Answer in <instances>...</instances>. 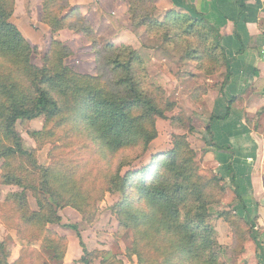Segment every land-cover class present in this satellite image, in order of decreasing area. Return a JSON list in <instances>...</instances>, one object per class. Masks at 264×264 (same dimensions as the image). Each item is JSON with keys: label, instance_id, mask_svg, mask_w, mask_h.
<instances>
[{"label": "trees", "instance_id": "16d2710c", "mask_svg": "<svg viewBox=\"0 0 264 264\" xmlns=\"http://www.w3.org/2000/svg\"><path fill=\"white\" fill-rule=\"evenodd\" d=\"M145 1L132 0L130 11L134 26L163 32L165 37L178 40H181L180 35H184L182 39L193 38L203 30L205 34L200 37V45L207 49L206 53L214 55L216 50L222 55L227 68L225 86L231 75L230 62L221 44L219 30L202 16L194 19L175 15L161 22L152 14L145 13ZM54 3L55 0H45L42 21L52 33L74 28L67 22L73 17H79L80 22L87 25L79 10H74V15L60 17L62 8L53 10ZM15 10L16 0H0V158L6 159L3 182L29 189L38 203L39 212L34 213L28 208L24 193L11 196L19 201L22 223L41 231L39 236L27 240L17 229L18 237L27 243L41 242V252L51 253L52 260L63 263L66 253L60 251V243L66 240L58 238L48 226L60 225L62 219L58 210L67 207L90 220L89 217L98 214V204L92 205L94 199L89 195L90 189H81L74 177L52 168H41L36 162L27 164L25 160L30 154L23 150L22 139L15 131L17 122L45 117L47 123H52L57 119L70 118L81 132L88 133L93 141L111 154L129 150L145 154L157 138L156 119L165 118V111L137 80L135 72L137 66H142L141 58L124 46L118 48L107 44L99 47L90 25L82 32L97 47V76L81 75L66 67L63 61L70 50L56 40L52 41L45 57V67H36L32 61L38 49L14 23ZM179 24V28H183L181 33L177 31ZM209 46L213 48L208 50ZM197 52H188L186 58L200 61ZM229 115L228 107L225 118ZM207 133L212 134L210 126ZM50 135L49 131L33 133L37 141ZM182 161L179 145L168 155L154 157L147 167L125 175L123 170L133 161H122L99 191L93 189L99 194L97 202H103L107 194L123 195L121 222L134 231L133 249L139 264L158 263L161 257L166 264H226L224 256H228V261H234L230 258H238L242 254L246 236L255 240L254 222L249 218L238 220L231 211L222 213V219L232 228L234 236L231 247L222 246L213 228L208 226V205L212 203V197L208 196L209 185L210 182L219 184L221 179L202 178L191 170L188 162ZM223 189L225 194V184ZM138 204L139 209H135ZM66 228L77 233L85 254L82 262L89 264L85 259L89 253L78 226ZM50 234L58 238V242L46 236ZM159 242L168 247H160ZM141 243L152 248L155 254L152 259L143 255ZM23 251L14 264L23 263ZM10 257L6 242L0 241V264H10ZM109 259H112L111 263H107ZM117 263L112 256H107L103 262Z\"/></svg>", "mask_w": 264, "mask_h": 264}, {"label": "rangeland", "instance_id": "374dc122", "mask_svg": "<svg viewBox=\"0 0 264 264\" xmlns=\"http://www.w3.org/2000/svg\"><path fill=\"white\" fill-rule=\"evenodd\" d=\"M44 4L45 0H16L14 14V23L30 44L38 49L32 61L36 67H45V57L52 41L56 40L70 50V54L63 61L66 67L81 75L97 76L99 71L96 61L97 47L82 32V29L90 25L94 31L93 38L97 40L99 47L107 44L118 48L124 46L141 58L142 66H137L135 72L137 80L165 111V118L156 119L157 138L149 145L145 154H141L139 150L111 154L93 141L88 133L81 132L70 118L57 119L52 123H47L45 117L17 122L15 131L22 139L23 150L30 154L25 160L27 164L36 162L41 168H52L56 172L74 177L79 181L81 189H90L89 195L94 199L92 205L98 204L99 212L92 218L89 217L90 220H85L78 211L67 207L58 210V215L62 219L60 225L48 226L58 238L63 237L66 240L65 243H60V251L66 253L65 259L69 254L71 261L79 259V263L76 264H85L82 262L85 254L78 245L77 233L66 228L77 225L81 237L84 235L87 243L84 245L89 254L85 259L89 264H103L107 256H112L117 264H139L133 249L134 231L121 222L123 195L107 194L104 201L99 203L97 202L99 194L93 189L99 191L101 185L106 183L107 178L115 172L122 161H133L123 170L122 174L125 175L147 167L154 157L170 154L178 145L184 159L182 162H188L191 170L208 180L221 179L219 184L210 182L209 185L208 196L212 197V203L208 205L210 209L208 226L213 228L218 241L224 243L221 214L233 208L224 206L226 193L224 194L223 189V174L217 172V168H214L211 158L207 155L209 136L206 134V121L209 119L208 95L210 92L221 90L225 79V67L219 52L215 50L214 55L207 54V49L200 45V37L205 32L200 30L198 35L188 39H182L184 35H180L181 40H178L165 37L163 32L136 27L130 11L132 0H55L52 8L55 11L62 8L60 17L74 15L76 13L74 10H79L87 25L81 23L79 17H73L67 22L74 28H66L54 34L42 22ZM175 4L174 0H146L145 13L152 14L161 22L175 15L190 16L194 19L199 17L176 8ZM180 25L177 27L178 33L183 29L182 26L179 28ZM212 48L213 46H209L208 50ZM193 51H198L200 61H190L186 58L187 53ZM46 131L51 133L49 137L42 136L40 141L33 137V133ZM5 163L6 159L0 158V227L8 230V236L0 241L6 242L10 256L13 252V242L17 240L23 243V263L19 264H62L58 260H52L51 253L39 250L41 242L27 243L18 237L17 229L27 240L29 237L39 236L41 231L22 223L23 213L19 209V201L11 196L24 193L31 212H39V207L36 197L29 189L4 184ZM17 164L19 166V162ZM139 206L140 204L134 208L139 209ZM57 227L61 228L63 233H59ZM1 232L3 233V230ZM46 236L58 242V238L52 234ZM159 245L163 248L168 247L162 242H159ZM140 246L146 258L152 259L155 256L152 248L146 243H141ZM223 259L226 264H240V256L230 258L235 262L228 261V256H224ZM159 260L154 264H166L163 257ZM111 261L112 259H109L107 263Z\"/></svg>", "mask_w": 264, "mask_h": 264}, {"label": "crops", "instance_id": "0c3cea01", "mask_svg": "<svg viewBox=\"0 0 264 264\" xmlns=\"http://www.w3.org/2000/svg\"><path fill=\"white\" fill-rule=\"evenodd\" d=\"M174 1L176 8L204 17L220 32L231 75L224 86V68L221 90L208 95L206 123L212 134L206 131L207 155L217 172L223 174L224 206H232L231 212L238 220L249 218L255 224V240L246 236L239 263L264 264V0ZM228 107L230 115L225 118ZM220 222L224 243H219L231 247L233 230L224 219ZM60 229L57 227L63 233ZM7 236L8 230L0 227V240ZM82 239L85 242L84 235ZM23 246L20 241L13 242L10 264L20 259ZM69 256L62 264L79 263V259L71 261Z\"/></svg>", "mask_w": 264, "mask_h": 264}]
</instances>
